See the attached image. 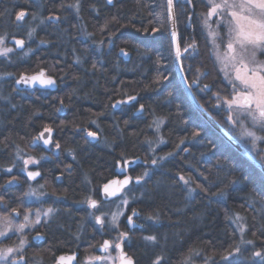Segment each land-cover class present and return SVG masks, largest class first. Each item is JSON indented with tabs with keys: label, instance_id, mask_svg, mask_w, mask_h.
<instances>
[{
	"label": "trees",
	"instance_id": "obj_1",
	"mask_svg": "<svg viewBox=\"0 0 264 264\" xmlns=\"http://www.w3.org/2000/svg\"><path fill=\"white\" fill-rule=\"evenodd\" d=\"M75 5L77 0H0V37L24 41L10 59L0 58V213L17 209L21 214L36 206L26 202L27 180L21 185L8 183L15 174H5V169L17 161L18 150L37 151L31 146L43 127H54L60 155L66 151L65 156L73 157L68 171L58 163H44L53 169L51 179L56 173L61 176L60 182L52 179L44 184L46 192L40 201L56 211L50 222L55 220L62 228L44 233L45 241L39 246L48 252L66 250L70 240L79 237L93 240L94 231L80 227L86 192L112 176L117 160L138 156L150 160L145 155L157 120L166 118L168 130L180 127L187 132L196 128L198 117L185 97L187 108L168 107V97L180 94L181 86L174 71L165 0H78V8ZM174 7L182 69L186 71L185 64L190 63L209 65L207 49L214 47L215 39L203 23L208 3L174 0ZM20 12L25 16L17 20ZM154 28L158 31L153 32ZM121 49L129 54L128 61L118 54ZM41 69L55 78V91L29 92L15 86L16 76ZM217 90L226 94L221 79ZM132 96L136 97L132 103L116 110L111 107L115 100ZM139 107L141 112L135 113ZM127 110L128 115L122 114ZM80 128L104 130L105 150H95ZM216 136L217 150L209 155L214 160L212 154H217L216 168L208 164L202 184L192 180L196 192L191 196L182 195L176 183L166 181L162 172L170 167L161 165L160 173L143 180L142 191L147 194L130 197L129 204L146 218L137 231L142 237L131 235L126 243L136 261L179 264L198 253L199 264H212L229 252V243L238 247L241 242L245 256L255 249L254 244L264 246V179L255 178L262 174L251 172L254 167L246 158ZM179 172H186L185 167ZM212 176L215 180H210ZM159 177L161 194L156 195L151 180ZM216 189L229 193L224 200H212L206 192ZM174 191L180 197L168 195ZM148 236L156 239L148 240ZM219 263L228 264L226 260Z\"/></svg>",
	"mask_w": 264,
	"mask_h": 264
},
{
	"label": "flooded vegetation",
	"instance_id": "obj_2",
	"mask_svg": "<svg viewBox=\"0 0 264 264\" xmlns=\"http://www.w3.org/2000/svg\"><path fill=\"white\" fill-rule=\"evenodd\" d=\"M213 17H214L213 19L214 22L210 24V27L212 30L216 29L217 33H219V35L215 36L214 39L216 41L218 40V42H220V40L224 41L225 37L227 38V36L225 35L226 27L222 23H220L219 17L217 16H213ZM200 50L201 49H198V51ZM217 50L218 49L215 46L213 48L207 49L209 59L211 60V63L209 65L208 64L204 65L203 63L202 64L199 63L198 65L193 63H190L189 65L185 64L186 71L182 69L183 74L185 78L186 75L189 77V80L186 78V81L189 84L192 93L194 94L195 98L200 103V105L230 135H232L239 143H241L246 150H248L253 156H255L260 162L264 164V129H262L259 125L254 124L251 118L248 117L246 114L242 113L239 109H237L234 106L232 108H229V106L225 103L226 99H230L235 94V90L233 89V85H232L233 82L225 79L221 71V66H219V64L217 63V57H216ZM204 51L206 52L205 49L203 50V52ZM199 53H201V51ZM257 58L262 62H264V53L257 52ZM21 74H27V73H21ZM192 75L195 77L194 79L192 78ZM18 76H16L15 79ZM176 79L178 81L177 75H176ZM220 79L222 85L226 87V94L223 95H220L219 90H217L220 85ZM193 83H194V87L192 86ZM206 85L207 87H205ZM20 90L35 92L39 90H48V89L32 88L29 90L26 89H20ZM55 90L56 89L52 91L50 90L48 91L53 92ZM184 97L189 102L185 91L181 87L180 94L179 93L177 95L173 94L170 97H168L169 99L168 107L169 108L171 107L173 109H182L185 106L187 108ZM124 100L125 99L119 98L114 101V102L120 101V104L116 109L121 107L123 104H130L134 101L133 100L130 103H125ZM136 107L137 106L132 107L129 110L134 111ZM129 110H127L126 113H122V114L128 115L127 113ZM196 113L198 115V117L195 118L196 128L195 129L188 128L189 130L187 129V132L180 127L173 128V131L168 130L165 127V125L168 123V120L166 118L163 120L160 119L159 121L157 120V124L155 126H152L151 128V134L153 135V138H152V143H149L150 150L148 154L145 155L146 156L145 158H147L146 160L150 159L148 162L142 161V163L136 164L135 166L126 169L125 173L118 175L115 172V170L118 162H121L122 164L123 160L116 161V164L114 165V169L112 172V176L109 179L114 177L118 179H121L123 177L130 178V182L128 183L127 186L123 188L121 195L126 193L128 194V196L130 195L131 198L134 197L135 199L143 195H146L147 193L143 192L142 191L143 187H141L143 180L145 178H149L153 176L154 174L160 173L162 169L159 166L161 165L170 167L169 172L163 170L162 173H166V175H164L166 181H168L169 183H176V187L178 186L179 189L183 190L184 193H181L182 195L191 196L194 192H196V188H194L193 186L194 181L197 182L199 185L202 184L203 173H205L208 170L206 169L209 166L208 164L212 163L211 166L212 165L213 166L211 168L212 169L216 168V165H214V163L217 162L216 161L217 154H212V156L215 157L214 160H212L209 157V155L212 152H216L217 143H218V137L216 136V134L218 133L209 126V124L204 120V118L198 112ZM229 117H231V119H229ZM45 127L51 129L50 138L47 145L42 144L41 139L39 140L36 139V137L39 136V134L42 131H44ZM45 127H43V129L34 138V140L36 141L33 144V146H31V147H35V150H37L35 151V153H30L34 155L32 160L35 161V163H30V164L28 163L27 165H25L24 162L25 160L28 159L26 155L22 157V161H20V159L19 160L17 159V161L15 160L5 169V174L8 175L15 174L12 177L8 178L7 182L9 180H12L13 181L12 183H17L21 185L22 181L27 180V183H29V185L34 184L36 185V187L39 188L40 192L45 193L46 191L44 190V184L48 181H52L53 178L51 179L50 172L53 171V169L52 167L51 170L47 169L44 163H48V164H52L54 162L58 163L64 166L63 168H65V171H68L69 169L72 168L73 157L65 156L69 154L66 151H64V154L62 153V155H60L61 154L60 142L55 138L56 129L51 126H45ZM245 129L254 132L257 139L253 141V137L245 135L244 134ZM79 130L82 132L83 138H85L88 141V143L95 148V150H105V147L107 146L108 143L106 137L101 136L104 133V130H102L101 128L99 130L94 128H80ZM89 132H94L96 134V138L94 139L93 142L88 137ZM175 134L180 136L174 139ZM211 140L215 142L212 145H210ZM223 141L226 143L224 139ZM57 145H59V147H57ZM230 147L234 149L231 145ZM62 157L65 158L64 161L60 160V158L63 159ZM153 160L156 161L155 164L152 163ZM209 160L212 162H210ZM246 161L248 160L246 159ZM248 162L254 167L252 168L251 172L257 174L258 172H260L262 174L260 175L261 177H255V178H258L260 180L264 179V174L259 169H257L254 166V164H252L250 161ZM156 164L158 165L157 167ZM175 164H179V165L175 166ZM121 166H123V164ZM182 167H185L186 172L183 173L179 172V170H181ZM8 168H11L12 171L7 172ZM26 171H35L39 173V176L36 179L32 180L26 175L25 173ZM137 177H142V179H140L139 182H135L134 179H137ZM181 177H184V179L181 180ZM60 178H61L60 174L56 173V176L54 177L53 180L55 182H60ZM159 179L160 177L157 178L156 180L153 179L151 180V186H152L151 188L156 187V195L161 194L157 191ZM204 179H206L205 176ZM210 180H215V179L212 176ZM185 181H187V183H185ZM105 182H102L101 185L96 189L91 188L89 192H86L85 197L87 202L85 201L83 205L84 207L81 210L82 211V218H81L82 224L80 226L81 231L92 229L94 231V238L92 241H82L81 237H79L77 240H70L71 246H69L66 250L48 252L47 248H42V246H39L45 241L44 233L47 231L62 229V228L55 222V220L53 223L54 224L56 223V225L54 224L44 225V223H42V225H38V227L33 229L32 231L26 232L25 234L26 245L21 249V252L16 259V264H55L59 256L63 254H72L74 252H78V256L71 264H92V261L89 259L90 257L87 256L88 252L90 251H93L95 253L94 264H105L103 262L104 259H96V258L97 257L105 258L109 252L113 255V258L108 264H117L118 249L115 247L117 243H121L122 252H124L128 258H131L133 264H161L160 259L150 260V261H143V260L136 261L135 258L131 255L130 251L128 250L126 243L129 239V236L132 235L133 237L137 236L141 238L142 234H140L137 231H141L144 222L146 221V218H143L139 211L140 214L137 217H133V220L142 225L140 229L134 228L133 230H129L128 227L124 224V218L134 209L137 210L136 206L130 204L127 205L126 211L124 215L119 219L116 227L110 228L108 227V225L106 226L105 223L106 219L104 217L108 212V206L115 203L121 195L113 200H108V201L103 200L101 197V186ZM232 189H233V184L230 187V190ZM216 193H217V189L214 192H206V195L208 197H210L211 195L210 198L212 200H216V201L224 200L226 194H228L229 191L222 190L219 192L222 193L221 195L214 196V194ZM178 194L174 191V192H170L168 195L172 197H178L179 196ZM89 199L95 200L97 202L95 208L89 206L88 203ZM207 204L212 205V202H208ZM13 210L14 209L9 210V213H11L12 215H17L18 211L14 212ZM98 216L102 221L101 223H97L96 217ZM122 234L125 235V238L122 242H120ZM117 237L118 239H116ZM105 241H109L108 249L106 251H98L99 247H103ZM237 245L234 246V243L233 244L229 243V245L226 246V247H230L229 252L233 253L231 256H228V259L226 260L228 264H264V261L261 260V257H257L253 255V253L259 251L261 252L262 256H264V248H263L264 246L260 247L254 244L253 247L255 249L253 250L250 249V254L245 256L243 255L244 247L241 246V242H239L238 247ZM236 248H239L240 251L237 252ZM229 252H227L225 255H228ZM21 256L23 257L22 260L19 259ZM205 259L208 260L206 257ZM217 259L219 261L215 260V258H210V260L213 261L215 260L214 263L212 262V264H220L219 262L224 260L222 259V257ZM186 261L187 259L183 258L181 262H179V264H186L187 263ZM196 262H197L196 259L193 260V263ZM202 263L207 264V262L206 263L202 262ZM8 264H12V261H9ZM62 264H70L69 259H65L62 262Z\"/></svg>",
	"mask_w": 264,
	"mask_h": 264
},
{
	"label": "snow or ice",
	"instance_id": "obj_3",
	"mask_svg": "<svg viewBox=\"0 0 264 264\" xmlns=\"http://www.w3.org/2000/svg\"><path fill=\"white\" fill-rule=\"evenodd\" d=\"M108 3H112V0H108ZM188 3H191V0H188ZM209 10L205 18V24L207 25L208 19H211L213 16L220 18V23L224 24L227 28L225 35L227 36V57L225 68L228 67V64H231L234 75L232 79L235 81L233 83V89L235 94L230 98L226 99L225 103L232 108L235 106L242 113L246 114L251 118L254 124L259 125L264 129V62H260L257 59V52L264 53V0H208ZM78 8V0L77 5ZM167 14L170 21L174 20V0H167ZM25 16L24 12H20L17 15V20L23 19ZM153 32L158 31V29H152ZM31 35V32H29ZM211 36L215 37L219 35L217 32H211ZM172 44L176 46L177 35L175 31L171 33ZM4 38L0 37V45H3ZM17 47H21L24 44L23 40L15 41ZM13 51L12 48L3 47L0 48V56H6L9 52ZM123 51V50H122ZM176 58L179 59L181 56L180 48L175 47ZM227 75V72H226ZM31 84L34 82L40 83L42 86H51L55 81L51 77L45 78L44 71L41 70L36 75H24L22 74L20 78L16 81L19 83ZM207 87V85L205 86ZM129 99H135V97H129ZM143 107V106H141ZM231 119V117H229ZM44 132H51V129L45 127ZM244 134L247 136L253 137V141L257 139L254 132L245 129ZM43 133L36 137L37 140L43 138ZM89 136L95 137L94 132H89ZM48 139H44V143L48 144ZM59 147V145H57ZM35 163V161L29 159L25 160V165L28 163ZM153 164L156 163L155 160L152 161ZM8 172H11L12 169H7ZM39 173L29 172V178H33ZM147 174V173H145ZM15 179V178H13ZM142 179V177H137V182ZM184 177H181L183 180ZM12 180H9L8 183H12ZM129 183L128 178H125L122 181H110L109 184L104 185V191L108 195H116V191L119 188H123ZM187 183V181H185ZM111 185H118L119 188L116 190H110ZM222 193H216L214 195H221ZM89 206L95 208L97 202L95 200H88ZM127 203V201H125ZM16 211L15 209L13 210ZM51 209H48L43 215L47 216ZM18 214V213H17ZM39 215V214H38ZM118 213H113V220L116 219ZM25 221L28 220V216L25 215ZM239 216L236 217V220H240ZM97 223H101L100 217H96ZM0 221L3 222V228H0V236H6L8 231L15 229L17 232L23 231V229L28 224H19L14 225L12 220L7 217H0ZM129 224L132 223V217L128 218ZM36 223H39V220H36ZM240 231L243 233V226L240 227ZM123 235V234H122ZM148 240H155L154 236L146 237ZM246 243H252V241H245ZM25 243L24 240H20V245ZM109 247V241H105L102 247L103 251H106ZM117 249H120L121 245L117 243L115 245ZM20 248L8 247L5 249H0V260L7 261L9 256L14 255L15 252L19 251ZM236 251L239 252L240 249L236 248ZM233 253L229 252L228 255L222 257V259L227 260L228 256H231ZM257 257L262 256L261 252L257 251L253 253ZM19 259H23L21 256ZM61 262L64 261V257L59 258ZM96 259H107L102 257H97ZM120 264H133L131 258H127L123 254L118 258ZM12 264H16V260H12Z\"/></svg>",
	"mask_w": 264,
	"mask_h": 264
},
{
	"label": "rangeland",
	"instance_id": "obj_4",
	"mask_svg": "<svg viewBox=\"0 0 264 264\" xmlns=\"http://www.w3.org/2000/svg\"><path fill=\"white\" fill-rule=\"evenodd\" d=\"M205 1L208 3V0H205ZM217 2H219V0H217ZM208 10H209V8H208ZM208 10H207V12H208ZM205 18L203 20V23L205 22ZM213 19H214V17L211 19H208L207 25L205 24V30L211 39H214V37L211 36L210 33L211 32H217L216 29L212 30L210 27V24L212 22H214ZM226 32H227V28L225 29V33ZM1 37L4 38V43H3V45H0V48L8 47V48H12L13 51L9 52L6 56H0V58L10 59V57L15 53V48L17 47L16 43H15L16 39H11V40L7 41L5 36H1ZM227 40H228V38H226V37H225L224 41L220 40V42H218V40L217 41L214 40V41H216L214 46L217 47V49H218L217 50V56H216L217 57V63L219 64V66H221V71H222L225 79L234 83L235 81L232 79L234 72H233V69L231 67V64H229L228 67L225 68L226 57L228 55L227 47H226ZM258 61L262 62L259 59H258ZM226 72H227V75H226ZM16 154L19 156L18 159H20V161H22V157L24 155H26L28 157L27 160H29V159L32 160V158L34 156L33 154H30L28 152L26 154L25 150L22 151V149L18 150ZM25 199H26V202L34 203V204H36V206L22 212L21 214H20V212H18L19 214H17V215H12L11 213H9V211L6 214H3V213H2L3 215L0 214V217H4V216L9 217L12 220V223L14 225H19V224H28L29 225V226L25 227L23 229V231H21V232H17V231H15V229H11L8 231L6 236H0V249H5L8 247H12V248L19 247L20 248V250L15 252L14 255L9 256L7 261L0 260V264H8L9 261H12L13 259L16 260L17 257L19 256L20 252H21V249L26 245V238H25L26 232L32 231L33 229L37 228L38 225H42V223H44V224L52 223L50 221L52 220L53 216L56 214V211L54 209L42 205V203L40 201H42V199H43V193L40 192L39 188L36 187V185H34V184L29 185V189L25 195ZM125 201H127V203H125ZM130 201H131L130 196H128V194L124 193L123 195H121L118 198V200L115 203L108 206V212L106 213V215L104 217L106 219V221H105L106 226L108 225V227H110V228L116 227L119 219L124 215L126 208H127V205H129ZM86 202H87V200H86ZM48 209H51L52 211L49 212L47 216L43 215V213L46 212ZM9 210H11V209H9ZM113 213H118L115 220H113ZM25 215L28 216L27 221H25V219H24ZM37 219L39 220V223H36ZM52 224H54V223H52ZM0 228H3V222L2 221H0ZM7 238L9 240L10 239L14 240L15 242L13 244L7 243L5 241V239H7ZM116 239H118V237ZM20 240H24L25 243L23 245H20ZM87 256L90 257L89 259L92 261V264H94L95 263L94 262L95 253L93 251H90V252H88ZM199 257H200V254H198V253H197V255L194 254V255L187 256V258H186L187 263L186 264H199L198 262L193 263V260H195ZM106 258L107 259H104L103 262L105 264H108V263H110L111 259L113 258V255L109 252L106 255ZM261 260L264 261V259H261Z\"/></svg>",
	"mask_w": 264,
	"mask_h": 264
},
{
	"label": "water",
	"instance_id": "obj_5",
	"mask_svg": "<svg viewBox=\"0 0 264 264\" xmlns=\"http://www.w3.org/2000/svg\"><path fill=\"white\" fill-rule=\"evenodd\" d=\"M166 1V13H167V0ZM25 13V12H24ZM167 21H168V29H169V36H170V42H171V48H172V54H173V64H174V70H175V73L177 75V78H178V81L180 82V85L181 87L183 88V90L185 91L186 93V96L189 100V102L192 104L193 108L204 118V120L209 124V126L214 129L225 141L226 143L230 144L237 152H239L243 157H245L248 161H250L252 164H254V166L259 169L263 174H264V164L262 162H260L255 156H253L248 150H246L244 148V146L239 143L232 135H230L217 121H215L211 116L210 114L200 105V103L197 101V99L195 98L194 94L192 93L191 91V88L189 86V84L187 83L186 81V78L183 74V71H182V66H181V56L179 59L176 58V54H175V47L179 46V40H178V33H177V26H176V19H175V7H174V20L170 21L168 19V14H167ZM175 31L176 35H177V42H176V46H174L172 44V40H171V33ZM181 52V51H180ZM118 54L120 56L123 57L124 61H128L129 59V54L126 53L124 50L122 51L119 50ZM182 55V53H181ZM44 71V74H45V78L47 77H51L54 81H55V78L51 75H48L45 73V70L44 69H41ZM41 70H39L38 72H35V73H31V74H24V75H28V76H31V75H36L37 73H39ZM22 75V74H21ZM19 75L15 81H14V84L17 88L19 89H26V90H29V89H32V88H44V89H48L50 91L56 89V81L53 85L51 86H42L40 83L38 82H34V83H31V84H26V83H19L17 84L16 81L20 78ZM192 86L194 87V83L192 84ZM132 97H135V96H132ZM134 99H129V98H126L124 100L125 103H130L131 101H133ZM120 104V101H116L113 103V108L116 109ZM141 112V107H139V109L135 112V113H140ZM41 133H43V138L41 139L42 140V144L44 145H47L44 143V139H48L49 141V138H50V133L49 132H44L42 131ZM40 133V134H41ZM39 134V135H40ZM88 137L90 138V140L93 142L94 139L96 138V135L95 137H92V136H89ZM36 140L33 141V144L35 143ZM32 144V145H33ZM142 159L141 157H133V158H127L125 160H123V166H121V162H118L117 164V167H116V170L115 172L118 174V175H121L123 173H125V170L128 169V168H131L133 166H135L136 164H140L142 163ZM29 172H34V173H37L35 171H26V175L28 176V173ZM39 176L36 175L35 177L33 178H30L32 180L36 179L37 177ZM29 177V176H28ZM125 178H128L129 182H130V178L129 177H123L121 179H118L116 177L114 178H111L109 180H107L102 186H101V197L103 200L105 201H108V200H113L115 198H118L122 191H123V188L127 185H125L123 188H119L118 185H111L110 186V190H116L117 188H119L118 191H116V195H108V193H106L104 191V185L105 184H109L110 181H113V180H116V181H122L124 180ZM135 182H137V179H134ZM140 181V180H139ZM139 211H137L136 209H134L133 211H131L125 218H124V224L128 227L129 230H133L134 228H138L140 229L142 227L141 224L137 223L136 221L133 220V217H137L139 215ZM129 217H132V223L129 224L128 222V218ZM125 238V235H122L121 236V239H120V242H122ZM121 245V243H119ZM98 251H103L102 250V247H99L98 248ZM124 255L126 256V254L124 252H122V246L120 247V249H118V258L121 256V255ZM78 256V252H74L72 254H63L61 256L58 257L57 261L55 264H62V262L60 261V257H64V260L65 259H69L70 261V264L73 263V261L75 260V258ZM127 257V256H126ZM128 258V257H127ZM117 264H120V260L118 259V263Z\"/></svg>",
	"mask_w": 264,
	"mask_h": 264
}]
</instances>
